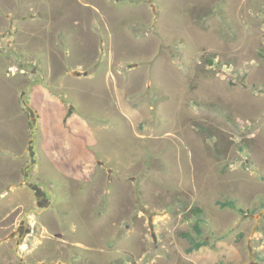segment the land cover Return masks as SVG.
<instances>
[{
  "label": "rangeland",
  "instance_id": "374dc122",
  "mask_svg": "<svg viewBox=\"0 0 264 264\" xmlns=\"http://www.w3.org/2000/svg\"><path fill=\"white\" fill-rule=\"evenodd\" d=\"M0 264H264V0H0Z\"/></svg>",
  "mask_w": 264,
  "mask_h": 264
},
{
  "label": "trees",
  "instance_id": "16d2710c",
  "mask_svg": "<svg viewBox=\"0 0 264 264\" xmlns=\"http://www.w3.org/2000/svg\"><path fill=\"white\" fill-rule=\"evenodd\" d=\"M218 205L222 208L224 207H231L233 209H236V206L234 204L233 201H227V202H218ZM199 212H201V210H198ZM195 230L197 232L198 235L201 234V229L199 226V222L197 221V223L195 224ZM185 238H187L191 243H192V247L188 250L189 252H192L194 249H199L201 247V243H196L194 237L191 234H183Z\"/></svg>",
  "mask_w": 264,
  "mask_h": 264
},
{
  "label": "crops",
  "instance_id": "0c3cea01",
  "mask_svg": "<svg viewBox=\"0 0 264 264\" xmlns=\"http://www.w3.org/2000/svg\"><path fill=\"white\" fill-rule=\"evenodd\" d=\"M111 0H109V2H110ZM106 2V1H105ZM42 6H43V4H42ZM49 9V8H48ZM43 11H44V9H43ZM50 15V14H49ZM35 16L36 17H40L41 16V10L39 11V13L38 12H36V14H35ZM11 26H14V23L11 25ZM12 28V27H11ZM12 30V29H11ZM21 42H22V40H21ZM34 111H30V113L32 114Z\"/></svg>",
  "mask_w": 264,
  "mask_h": 264
}]
</instances>
